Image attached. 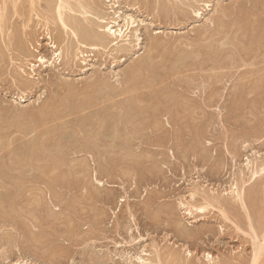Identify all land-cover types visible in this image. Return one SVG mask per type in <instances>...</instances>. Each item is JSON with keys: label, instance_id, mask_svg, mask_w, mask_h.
Instances as JSON below:
<instances>
[{"label": "rangeland", "instance_id": "obj_1", "mask_svg": "<svg viewBox=\"0 0 264 264\" xmlns=\"http://www.w3.org/2000/svg\"><path fill=\"white\" fill-rule=\"evenodd\" d=\"M3 1L0 0L3 4L0 5V30L6 27L0 31V176L7 182L0 183V199L5 200L1 205L4 215L0 214V264H161L162 259V264H264V253L255 260V248L264 242V226L262 229L258 225L259 215L264 210V85H260L264 82V0H186L185 4L184 0H98L101 1V14L105 15H100V19L92 12L86 16L85 10L65 12V19L75 14L77 18L89 17L83 19V23L102 32H105L102 25L115 18L124 24V17H133L135 23L130 25V34L136 38L140 35V40L130 36L132 42H125L127 46L122 43L126 48L123 51L113 45V35L108 36V41L111 38L108 46L107 40L106 44L93 41L97 46L90 41L81 44L80 35L77 38L71 32L72 26L70 30L71 27L62 25L56 7L51 15L44 0H8V4ZM71 2L77 5V0ZM29 5L36 7L31 11ZM89 19L94 20L92 26ZM237 21L234 26L232 23ZM237 25L250 28L248 33L254 32L246 33L248 39L241 37L244 34L236 31ZM256 25L258 27H254ZM220 31L227 34L221 35ZM256 32L263 37L262 46L256 42ZM154 37L158 38L155 39L158 50L150 41ZM254 49L260 50L257 56ZM216 53L220 57H217L218 62L213 59ZM141 59L157 66L154 70L158 73L161 71L160 83L155 88L161 90L158 95L163 96L165 104L163 108L154 109L153 104L145 101L137 108L139 112L133 111L134 116L127 111L128 117L126 110L123 112L116 105L128 102L129 94L123 92L133 89L135 82L126 73L129 74ZM220 65L228 67L223 69ZM125 81L126 86H123ZM139 91L131 92L129 99L134 93H144L143 96L148 97L146 89ZM108 92L115 95V99L110 101ZM124 98L126 100H122ZM112 102L116 104L112 106ZM108 106L118 108L119 112L106 108ZM79 108L82 111L87 108V111ZM52 110L59 116L53 118L56 114ZM116 114L121 120L126 118L113 134L106 129L116 125L112 119ZM92 119L95 121L88 124ZM103 121L104 128H99ZM85 123L88 128L84 127ZM98 130L109 134H103L107 142L98 140L101 139L99 135L102 136ZM50 138L52 140H48ZM99 142L103 145L99 146ZM91 147L98 153L99 150L107 151L104 154L111 165L105 163L107 168L102 167L103 159L98 153H92ZM36 152L39 155L34 156ZM96 160L98 163L101 160L100 166ZM254 166L261 170L257 175L253 173ZM243 178L245 181L241 180ZM234 180L239 184L244 182L247 198L252 187L259 185L260 190L257 188L254 196L256 200L249 199L250 204L246 203L250 205L249 210L232 192ZM5 183L9 185L5 187ZM208 194L216 198L221 194V203ZM26 209L31 215H27ZM12 212L18 214L14 216ZM11 220L16 223L14 226L10 225ZM253 223L257 225V229L254 226L256 233ZM140 257L149 261L143 262Z\"/></svg>", "mask_w": 264, "mask_h": 264}, {"label": "bare ground", "instance_id": "obj_2", "mask_svg": "<svg viewBox=\"0 0 264 264\" xmlns=\"http://www.w3.org/2000/svg\"><path fill=\"white\" fill-rule=\"evenodd\" d=\"M12 1H13V0H12ZM24 1H25V0H24ZM32 1H34V0H32ZM36 1H37V0H36ZM44 1L48 4V6H49L48 9H49L51 15H52V12H53L55 9L57 10L58 18H59V20L62 22V25H63L65 28H68V27H71V26L73 27V29H72V27L69 28V29H70V30L72 29L71 32L74 34V36H76L77 38L81 37V39H80V38L78 39L79 42H80V40H82V42H80L81 44H84L83 42H89V41H90V42L96 41V42L99 43V44H103V43H105L106 40H107V42H106L107 44H106V43H105V44H106V46H108V45H109L108 43H109V41H110V39H111V38H109V41H108V36H109V35H113V36L115 37V39H113V40H114V41H113V42H114L113 45H115V47H117V50H118V48H119V50L122 48L121 51H123V49L126 50V48H124V46L122 45V43L124 44L125 42H128L129 40H131V39H130V36H133V34H130V33L132 32V31H130V30H131V29H130V25L134 24V23H135V20L133 19V17H130V19H128V15H127L126 17H124V19H123V20L125 21L124 24L118 23V21L116 20L117 18H115V20H111V21H109L106 25H104V24L102 25V24H101L102 27H101V26H100V27H101V29L104 27L105 32H104V31L102 32V31H100V30H99V31H100V32H99V31H97L95 28H92V27H90V26H87L85 23H83V21L86 20L87 17H85V18H84V17L81 18V17L79 16L82 20L78 17V18L80 19V20H79V19L76 17V14H75V16H70V15H69V17H71L70 19H67L68 16H67L66 19H65V17H64V16H65V12L69 9L70 11H75L76 13L85 10V12H86V13H85L86 16H87V14H89V12H90V13L92 12V13H94V14H97V15H95V17H96V16H99V18H97V19H100V15H104V14H101L102 11L100 10V3H99V2H101V1H98V0H77V5H76V2H75V4H73V3L71 2V0H44ZM74 1H76V0H74ZM154 1H155V0H154ZM181 1H182V0H181ZM181 1H180V2H181ZM196 1H197V0H196ZM5 2L8 4V0H7V1H5V0L3 1L4 4H5ZM14 2H15V1H14ZM29 2H30V1H29ZM34 2H35V1H34ZM40 2H41V0H40ZM185 2H186V0H184V4H185ZM261 2H262V1H261ZM0 3H1V2H0ZM11 3H12V2H11ZM32 3H33V2H32ZM36 3L38 4V2H36ZM36 3H35V4H36ZM168 3H169V2H168ZM181 3H182V2H181ZM187 3H190V2H187ZM23 4H24V3H23ZM33 4H34V3H33ZM41 4H42V3H41ZM47 4H46V5H47ZM184 4H182V5H184ZM191 4H192V3H191ZM0 5H3V4H0ZM11 5H12V4H11ZM30 5H31V4H30ZM30 5H29V6H30ZM43 5H44V4H43ZM43 5H42V6H43ZM46 5H45V7H46ZM21 6H22V5H21ZM34 6L36 7V5H34ZM157 6H158V5H157ZM189 6H190V5H189ZM263 6H264V5H263ZM0 7H1V6H0ZM7 7H8V6H7ZM25 7H26V6H25ZM30 7H31V6H30ZM32 7H33V6H32ZM32 7H31V8H32ZM35 7H34V8H35ZM55 7H56V8H55ZM159 7H160V6H159ZM162 7H163V4H162ZM223 7H224V6H222V9L224 10ZM227 7H228V6H227ZM4 8H5V7H4ZM34 8H32L31 11H33ZM39 8H40V7H39ZM54 8H55V9H54ZM157 8H158V7H157ZM166 8L168 9V7H166ZM182 8H183V7H182ZM182 8H181V9H182ZM263 8H264V7H263ZM2 9H3V8H2ZM14 9H15V8H14ZM14 9H13V11L16 12V9H15V10H14ZM21 9H22V8H21ZM24 9H25V8H24ZM28 9H29V8H28ZM45 9H46V8H45ZM102 9H103V8H102ZM183 9H184V8H183ZM222 9H221V10H222ZM225 9H228V8H225ZM232 9H233V8H232ZM232 9H231V10H232ZM258 9H259V8H257V10H258ZM5 10H6V9H5ZM25 10H26V9H25ZM36 10L38 11V9H36ZM233 10H234V9H233ZM233 10H232V11H233ZM0 11H1V10H0ZM19 11H20V9H19ZM44 11H45V10H44ZM47 11H48V10H46L45 12H47ZM160 11H161V10H160ZM165 11H167V10H165ZM170 11H171V10H170ZM174 11H175V10H174ZM225 11H226V10H225ZM228 11H230V10H228ZM3 12H4V11H3ZM5 12H6V11H5ZM11 12H12V10H11ZM25 12H26V11H25ZM34 12H35V11H34ZM55 12H56V11H55ZM230 12H231V11H230ZM9 13H10V12H9ZM30 13H31V12H30ZM47 13H48V12H47ZM67 13H68V12H67ZM92 13H91V14H92ZM221 13H223V12H221ZM227 13H228V12H227ZM258 13H259V11H258ZM2 14H3V13H2ZM4 14H5V13H4ZM13 14H14V13H13ZM17 14H19V12H18ZM22 14H23V11H22ZM22 14H21V15H22ZM42 14H43V12H42ZM53 14H54V13H53ZM55 14H56V13H55ZM55 14H54L53 16H55ZM69 14H70V13H69ZM80 14H81V13H80ZM82 14H84V13L82 12ZM85 14H84V15H85ZM94 14H93V15H94ZM197 14H198V13H197ZM230 14H231V13H230ZM248 14H249V13H248ZM14 15H15V14H14ZM24 15H25V14H24ZM48 15H50V14H48ZM66 15H68V14H66ZM223 15H226V14L223 13ZM235 15H236V14H235ZM237 15H239V14H237ZM237 15H236V16H237ZM254 15H255V14H254ZM256 15H257V14H256ZM259 15H260V14H259ZM0 16H1V15H0ZM3 16H4V15H3ZM3 16H2V19L4 18ZM7 16H8V15H7ZM12 16H13V15H12ZM26 16H28V14H26ZM104 16H105V15H104ZM104 16H103V17H104ZM119 16H121V14H120ZM119 16H118V17H119ZM230 16H231V15H230ZM230 16H229V18H230ZM248 16H249V15H248ZM47 17H49V16H47ZM47 17H45V18L47 19ZM92 17H93V16H92ZM121 17H122V16H121ZM227 17H228V15H227ZM254 17H255V16H253V18H254ZM258 17H259V16H257V18H258ZM5 18H6V17H5ZM49 18H50V17H49ZM51 18H52V17H51ZM88 18H89V17H88ZM88 18H87V19H88ZM119 18H120V17H119ZM238 18L240 19V17H238ZM249 18H250V17H249ZM259 18H260V17H259ZM259 18H258V19H259ZM52 19H53V18H52ZM52 19H51V20H52ZM54 19H56V17H55ZM83 19H84V20H83ZM93 19H94V18H93ZM95 19H96V18H95ZM102 19H103V18H102ZM102 19H101V20H102ZM211 19H212V18H211ZM6 20H7V19H6ZM27 20H28V18H27ZM56 20H57V19H56ZM67 20H69V21H67ZM219 20H220V18H219ZM231 20H232V19H231ZM237 20H238V19H237ZM255 20H256V18H255ZM89 21L91 22L92 19H91V20L89 19ZM93 21H94V20H93ZM93 21L90 23L91 26H92V23L94 24ZM211 21H212V20H211ZM249 21H250V20H249ZM249 21L247 20V22H249ZM261 21H262V20H261ZM2 22H3V20H2ZM227 22H228V21H227ZM227 22H226V24H227ZM245 22H246V21H245ZM263 22H264V21H263ZM3 23H5V22H3ZM24 23H25V22H24ZM27 23H28V22H27ZM27 23H26V24H27ZM87 23H88V22H87ZM96 23H97V22H96ZM96 23H95V24H96ZM212 23H213V22H212ZM212 23H211V24H212ZM215 23L218 24V22H215ZM220 23H221V22H220ZM229 23H230V22H229ZM261 23H262V22H261ZM261 23H260V24H261ZM5 24H6V23H5ZM70 24H71V25H70ZM97 24H98V23H97ZM97 24H96V25H97ZM111 24H115V25H111ZM232 24L235 26V24H238V21H237V23L235 22V23H232ZM239 24H240V22H239ZM247 24H248V23H247ZM8 25H9V24H8ZM88 25H89V23H88ZM219 25H220V24H219ZM219 25H218V26H219ZM244 25H245V24H244ZM254 25H255V23H254ZM257 25H258V24H257ZM257 25L254 26V27H258ZM1 26H2V25H1ZM93 26H94V25H93ZM98 26H99V25H97L96 27H98ZM115 26H117V27H115ZM218 26H216V27H218ZM221 26H224V25L222 24ZM241 26H242V25H241ZM4 27H6V26H4ZM4 27H1V30L4 29ZM94 27H95V26H94ZM100 27H99V28H100ZM114 27H115V28H114ZM219 27H220V26H219ZM224 27H225V26H224ZM232 27H233V26H232ZM237 27H238V25H237ZM239 27H240V26H239ZM239 27L236 28V31H240V30H241L240 33L243 32V34H244V36L242 35L241 37H246V38L248 39V36H246V33H248V31H249L250 28L247 29V27H244V28H243V27H240V28H239ZM254 27H253L254 30H257V29H258V28H254ZM259 28H260V27H259ZM263 28H264V23H263ZM129 29H130V30H129ZM226 29H227V28H226ZM228 29H230L229 26H228ZM234 29H235V27H234ZM234 29H233V30H234ZM253 29H251V30L253 31ZM1 30H0V31H1ZM4 30H5V29H4ZM4 30H3V31H4ZM70 30H67V31H70ZM215 30H216V29H215ZM218 30H219V29H218ZM221 30H222V29H221ZM260 30H261V29H260ZM3 31H2V32H3ZM6 31H7V30H6ZM133 31H135V30H133ZM199 31H200V30H199ZM210 31H211V30H210ZM225 31H227V30H225ZM203 32H204V30H203ZM212 32H213V31H212ZM253 32H254V31H253ZM253 32H252V33L249 32V33H250V34H253ZM257 32H259V30H258ZM257 32H256V36H257ZM199 33H200V32H199ZM207 33H208V32H207ZM210 33H211V32H210ZM216 33H217V32H215V34H216ZM218 33H219V31H218ZM220 33H222V32L220 31ZM249 33H248V34H249ZM3 34H4V33H3ZM136 34H138V32H137ZM204 34H205V33H204ZM212 34L214 35V33H212ZM223 34H224V32H223L221 35H223ZM225 34H227V33H225ZM225 34H224V35H225ZM228 34H230V31H229ZM235 34H236V32H235ZM248 34H247V35H248ZM262 34H263V33H262ZM79 35H80V36H79ZM138 35H139V34H138ZM201 35H202V34H201ZM238 35H239V34H238ZM74 36H73V37H74ZM78 36H79V37H78ZM113 36H112V37H113ZM135 36H136V35H135ZM135 36H133V37H135ZM139 36H140V35H139ZM139 36H137L138 40H140V37H139ZM217 36H218V34H217ZM230 36H231V34H230ZM232 36H233V35H232ZM232 36H231V37H232ZM239 36H240V35H239ZM252 36H254V35H252ZM252 36H251V38H252ZM259 36H261V35H259ZM259 36H257L258 39L256 38V39H257L256 42H257L258 45H261V46H262V43H263V42H262V41H263V37L261 36L262 38H260ZM263 36H264V35H263ZM220 37H221V36H219L218 38H220ZM77 38H76V39H77ZM135 38H136V37H135ZM137 38H136V39H137ZM150 38H153V37H150ZM246 38H245V39H246ZM11 39H12V38H11ZM155 39H158V38H155V37H154V40H153V41L150 40V41H151V44H152V45H155V47H156L157 44H158V42L155 41ZM201 39H202V38H201ZM206 39H207V38H206ZM220 39H222V38H220ZM220 39H219V40H220ZM231 39L234 40L233 38H231ZM231 39H230V40H231ZM247 39H246V40H247ZM228 40H229V39H228ZM236 40H237V39H236ZM254 40H255V39H254ZM160 41H161V40H160ZM201 41H203V40H201ZM204 41H205V40H204ZM239 41H241V40H239ZM113 42H110V43L112 44ZM129 42H132V41H129ZM129 42H128V43H129ZM138 42H140V41H138ZM252 42H254V41H252ZM97 43H96V44H97ZM159 43H160V42H159ZM161 43H162V42H161ZM213 43H215V42H213ZM232 43H233V41H232ZM236 43H238V42H236ZM239 43H240V42H239ZM239 43H238V44H239ZM20 44H21V43H20ZM90 44H92V45H96L94 42H93V43H90ZM131 44H132V43H131ZM229 44H230V43H229ZM254 44H256V43H254ZM55 45H56V42L54 43V46H55ZM124 45H125V44H124ZM152 45L150 46V44H149V46L151 47L150 50L152 49ZM164 45H165V44H164ZM232 45H234V44H232ZM246 45H247V44H246ZM22 46H23V45H22ZM96 46H97V45H96ZM96 46H95V47H96ZM125 46H127V43H126ZM159 46H160V45H159ZM162 46H163V45H161V47H162ZM216 46H217V45H216ZM234 46H235V45H234ZM239 46H240V45H239ZM250 46H251V45H250ZM19 47H20V46H19ZM68 47H69V46H68ZM70 47H71V46H70ZM206 47H207V46H206ZM209 47H210V46H209ZM22 48H23V47H22ZM71 48H72V47H71ZM128 48H129V47H128ZM128 48H127V50H129ZM157 48H159V47H156L155 49L158 50ZM239 48H240V47H239ZM248 48H250V47H248ZM251 48H252V47H251ZM258 48H259V46H258ZM260 48H261V47H260ZM260 48H259V49H260ZM200 49H201V48H200ZM240 49H241V48H240ZM261 49H262V48H261ZM68 50H69V49H68ZM194 50H195V49H194ZM212 50H213V49H212ZM226 50H227V48H226ZM151 51H152V50H151ZM185 51H186V50H185ZM196 51H197V49H196ZM198 51H199V50H198ZM198 51H197V52H198ZM214 51H215V49H214ZM214 51H213V52H214ZM249 51H250V50H249ZM60 52H61V50H60ZM68 52H69V51H68ZM186 52H187V51H186ZM188 52H189V51H188ZM203 52H204V51H203ZM228 52H229V51H228ZM251 52H252V51H251ZM254 52H255V55H256L257 53L260 52V50H258V49H257V50L254 49L253 53H254ZM148 53H149V52H148ZM152 53H154V52H152ZM152 53H150V56H151ZM189 53H190V52H189ZM221 53H222V52H221ZM229 53H230V52H229ZM187 54H188V53H187ZM205 54H206V53H205ZM208 54H209V53H208ZM208 54H207V55H208ZM216 54H217V53H216ZM216 54H215V56H214L213 59H214L215 61L218 62L217 57H219V56H218L219 53L217 54V56H216ZM223 54H226V53H223ZM59 55H60V54H58V57H61V56H59ZM61 55H62V53H61ZM175 55H176V54H175ZM175 55H173V56H175ZM213 55H214V53L212 54V56H213ZM233 55H235V54H233ZM156 56H157V55H156ZM160 56H161V54H160ZM169 56H170V55H169ZM251 56H252V54H251ZM256 56H257V55H256ZM139 57H142V56H139ZM143 57H144V56H143ZM151 57H152V56H151ZM163 57H164V56H163ZM163 57H162V58H163ZM171 57H172V56H171ZM210 57H211V54H210ZM227 57H230V56H227ZM262 57H263V56H262ZM56 58H57V57H56ZM152 58H155V57H152ZM152 58H151V59H152ZM219 58H220V57H219ZM225 58H226V57H225ZM250 58H251V57H250ZM54 59H55V58H54ZM165 59H166V58H165ZM180 59H181V58H180ZM207 59H211V58L208 57ZM223 59H224V58H223ZM234 59H235V57H234ZM234 59H233V60H234ZM248 59H249V58H248ZM138 60H139V59H138ZM172 60H173V59H172ZM176 60H177V59H176ZM201 60H204V59L201 58ZM233 60H232V61H233ZM249 60H250V59H249ZM155 61H156V59H155ZM157 61H158V60H157ZM165 61H166V60H165ZM167 61H168V60H167ZM177 61H178V60H177ZM209 61H210V60H209ZM212 61H213V60H212ZM232 61H231V62H232ZM243 61H244V60H243ZM247 61H248V60H247ZM247 61H246V62H247ZM258 61H259V60H258ZM133 62H135V61H133ZM133 62H132V63H133ZM217 62H216V63H217ZM256 62H257V60H256ZM256 62H255V63H256ZM132 63H131V64H132ZM151 63H152V62H151ZM151 63H147L146 60L141 59L138 63H137V61H136V65L133 67V69H131L132 67H130V65H129V67H130L129 69H131V71L127 69L128 71H130V73H129V72H128L129 74L126 73V76L128 75V76L130 77V79H131L132 81H134L135 83L132 85L133 89H132L131 87H130L131 89H128V88H127V90L125 89V91L123 92V94H129V95H130L131 92L133 93L134 91L136 92V91H139V90H140V91H139V93H140V92H141V89H142V91H143V89H146V90H147V94L145 93V95L148 96V97H147V98L144 97V96H143L144 93H143V94H141V93H140V94H138V93L135 94V93H134V96L132 95L133 97H131V99H129V95H128V98H127V99H128V102H124V103L121 102V103H119V105H120L121 107H123V108H121L120 106L116 105L117 107H119V110H120V109H122V111H123V109L126 110V111H125V116L127 115V114H126L127 111H128L127 113L130 114V115H133V114L135 113V112H133L134 110H136L137 112H139L140 110L138 111L137 108H141L142 103L145 102V101H147L148 104H149V103H150L151 105L153 104L152 106H153V107H156V108H154V109H157L158 107L160 108V107H162V106L165 104V102H164V100H163V98H162L163 96H159V95H158V94H159L158 91H161V90H158V91H157L156 88H155L156 85H157L158 83H160V78H161V76H162L161 71H160V73H158L156 70H154V68H156L157 66H155V65L153 66ZM194 63H195V62H194ZM203 63H204V62H203ZM214 63H215V62L213 61V64H214ZM219 63H220V59H219ZM219 63H217V64L219 65ZM263 63H264V62H263ZM153 64H154V63H153ZM156 64H157V63H156ZM161 64H162V63H161ZM180 64H181V63H180ZM180 64H178V65L180 66ZM200 64H202V63H200ZM205 64H206V63H205ZM210 64H212V63H210ZM220 64H221V63H220ZM226 64H227V63H226ZM241 64H242V63H241ZM241 64H240V65H241ZM257 64H259V63H257ZM260 64H262V63H260ZM260 64H259V65H260ZM159 65H160V64H158V67H159ZM171 65H172V64H171ZM171 65H169V66H171ZM214 65H216V64H214ZM227 65H228V64H227ZM227 65H226V66H227ZM259 65H258L257 67H260ZM161 66H164V65H161ZM166 66H167V65H165V67H166ZM174 66H175V65H174ZM183 66H184V65H183ZM202 66H203V65H202ZM204 66H205V65H204ZM207 66H209V64H208ZM207 66H206V67H207ZM212 66H213V65H211V67H212ZM220 66H221V65H220ZM220 66H219V67H220ZM226 66L223 65V67L221 66V68L224 69V67L226 68ZM254 66H255V65H254ZM263 66H264V65H263ZM263 66H262V67H263ZM181 67H182V66H181ZM206 67H205V69H206ZM209 67H210V66H209ZM216 67H217V65H216ZM227 67H228V66H227ZM239 67H240V66H239ZM243 67H244V66H243ZM175 68H179V67H175ZM202 68H204V67H202ZM221 68H219V69H221ZM156 69H158V68H156ZM170 69H171V68H170ZM184 69H185V68H184ZM192 69H193V68H192ZM205 69H204V70H205ZM212 69H213V68H212ZM216 69H217V68H215V70H216ZM253 69H254V68H253ZM259 69H260V68H259ZM161 70H163V69H161ZM172 70H173V69H171V72H172ZM177 70H178V69H177ZM209 70H210V69H209ZM213 70H214V69H213ZM217 70H218V69H217ZM255 70H256V68H255ZM262 70H263V69H262ZM166 71H167V69H165V73H166ZM179 71H182L181 68H180ZM248 71H249V70H248ZM248 71H247V72H248ZM258 71H259V70H258ZM125 72H126V71H125ZM162 72H163V71H162ZM168 72H169V71H168ZM173 72H174V71H173ZM263 72H264V70H263ZM163 73H164V72H163ZM180 73H181V72H180ZM245 73H246V72H245ZM175 74H176V73H175ZM169 75H170V74H169ZM171 75H174V74H171ZM261 75H262V74H261ZM165 76H166V75H165ZM172 77H173V76H172ZM172 77L169 76V78H172ZM169 78H168V79H169ZM125 79H126V77H125ZM127 79H128V78H127ZM162 79H165V77L162 78ZM260 80L263 81L264 78H263V80H262V79H260ZM97 81H98V79H97ZM99 81H100V80H99ZM123 81H124V80H123ZM162 81L164 82V80H162ZM166 81H167V80H166ZM95 82H96V81H95ZM255 82H257V81H255ZM120 83H121V87L126 86V81H125V85H123V86H122V82H120ZM123 83H124V82H123ZM127 83H129V79H128V82H127ZM258 83H259V82H258ZM263 83H264V82H262V83L260 82V85H261V84L264 85ZM162 84H163V83H162ZM254 84H255V83H254ZM93 85H94V84H93ZM128 85H129V84H128ZM238 85H239V84H238ZM242 85H243V83H242ZM96 86H97V83H96ZM116 86H117V85H116ZM118 86H119V85H118ZM160 86H162V85H160ZM240 86H241V85H240ZM245 87H246V86H245ZM256 87H258V85H257ZM256 87H255V89H256ZM262 87H263V86H261V88H262ZM87 88H90V87H87ZM93 88H94V87H93ZM95 88H96V87H95ZM114 88H116V87H114ZM123 88H124V87H123ZM251 88H252V87H251ZM259 88H260V86H259ZM259 88H258V90H259ZM62 89H63V87H62ZM96 89H97V88H96ZM119 89H120V87H119ZM158 89H159V88H158ZM84 90H85V89H84ZM238 90H239V89H238ZM241 90H242V89H241ZM253 90H254V89H253ZM256 90H257V89H256ZM72 91H73V89H72ZM88 91H89V90H88ZM91 91H92V90H91ZM91 91H90V92H91ZM93 91H94V90H93ZM261 91H262V90H261ZM94 92H95V91H94ZM94 92H93V93H94ZM101 92H102V91H101ZM106 92H107V91H106ZM116 92H117V91H116ZM143 92H144V91H143ZM164 92H165V91H163V93H164ZM250 92H251V90H250ZM252 92H253V91H252ZM254 92H255V91H254ZM62 93H63V92H62ZM73 93H74V92H73ZM108 93H110V92H108ZM161 93H162V92H161ZM167 93H168V92H167ZM236 93H237V92H236ZM244 93H245V92H244ZM101 94H102V93H101ZM110 94H111V93H110ZM123 94H122V95H123ZM248 94H249V92H248ZM82 95H83V93H82ZM97 95H98V93H97ZM104 95H106V94H104ZM107 95H108V94H107ZM118 95H119V94H118ZM241 95H242V93H241ZM246 95H247V94H246ZM79 96H80V94H79ZM130 96H131V95H130ZM22 97H23V96H22ZM73 97H74V96H73ZM84 97H85V96H84ZM102 97H103V96H102ZM104 97H106V96H104ZM107 97H108L109 100H110V99H111V100H112V99H115V95H112V94H111V95H108ZM116 97H117V96H116ZM124 97H125V96H124ZM126 97H127V95H126ZM178 97H179V95H178ZM86 98H87V97H86ZM93 98H94V97H93ZM95 98L97 99V97H95ZM100 98H101V96H100ZM263 98H264V97H263ZM64 99H65V98H64ZM64 99H63V100H64ZM73 99H74V98H73ZM101 99L103 100V98H101ZM101 99H100V100H101ZM120 99H121V98H120ZM181 99H182V98H181ZM63 100H62V101H63ZM93 100H94V99H93ZM97 100H98V99H97ZM100 100H98V101H100ZM104 100H105V99H104ZM106 100H107V99H106ZM106 100H105V101H106ZM111 100H110V101H111ZM122 100H126V99L124 98V99H122ZM122 100H121V101H122ZM129 100H130V101H129ZM172 100H173V99H172ZM172 100H170V101H172ZM54 101H56V100H54ZM59 101H60V100H59ZM72 101H73V100H72ZM165 101H166V100H165ZM168 101H169V100H168ZM174 101H175V100H174ZM85 102H86V101H85ZM88 102H89V101H88ZM116 102H117V99H116ZM180 102H182V101H180ZM183 102H184V101H183ZM57 103H58V102H57ZM63 103H64V102H63ZM63 103H61V104H63ZM90 103H91V100H90ZM96 103H97V102H96ZM102 103H105V102H102ZM109 103H110V102H109ZM109 103H108V104H109ZM173 103H174V102H173ZM51 104H52V103H51ZM65 104H67V103H65ZM77 104H78V103H77ZM85 104H86V103H85ZM94 104H95V103H94ZM98 104H100V102H98ZM106 104H107V102H106ZM110 104H111V103H110ZM112 104H113V102H112ZM115 104H116V103L114 102V104H113L112 106H114ZM143 104H144V103H143ZM181 104H182V103H181ZM59 105H60V104H59ZM72 105H74V104H72ZM100 105H101V104H100ZM100 105H98V106H100ZM51 106L53 107V105H51ZM55 106H56V105H55ZM83 106H84V104H83ZM101 106H102V105H101ZM152 106H151V108H153ZM171 106H172V105H171ZM176 106H177V105H176ZM178 106H180V105H178ZM57 107H59V106L57 105ZM60 107H62V106H60ZM65 107H66V106H65ZM110 107H111V106H110ZM110 107L108 106V107H106V108H110ZM149 107H150V105H149L147 108H149ZM164 107H166V106H164ZM173 107H174V105H173ZM189 107H190V106H189ZM53 108H55V107H53ZM91 108H92V107H91ZM103 108H105V107H103ZM111 108H114V107H111ZM111 108H110V109H111ZM142 108H143V107H142ZM162 108H163V107H162ZM166 108H167V107H166ZM57 109H58V108H57ZM57 109H56V111H57ZM59 109H61V108H59ZM63 109H64V107H63ZM65 109H66V111H67V109H69V108H65ZM79 109H80V108H79ZM85 109H86V111H87V108H84V110H85ZM110 109H109V110H110ZM114 109H116V111H118V108H114ZM154 109H153V110H154ZM168 109H169V108H168ZM170 109H171V108H170ZM182 109H183V108H182ZM184 109H186V108H184ZM184 109H183V110H184ZM190 109H191V107H190ZM49 110H50V109H49ZM80 110H81V109H80ZM84 110H83V111H84ZM107 110H108V109H107ZM144 110H145V109H144ZM144 110H142V111H144ZM146 110H147V109H146ZM161 110H162V109H161ZM173 110H174V109H173ZM186 110H187V109H186ZM45 111H46V110H45ZM60 111H62V109H61ZM68 111H69V110H68ZM81 111H82V110H81ZM83 111H82V112H83ZM110 111H113V109L110 110ZM147 111H150V112H151V110H147ZM156 111H157V110H156ZM158 111L160 112V110H158ZM163 111H164V109H163ZM176 111H177V110H176ZM176 111H175V112H176ZM178 111H180V110H178ZM35 112H36V111H35ZM38 112H39V111H38ZM52 112H53L54 114H56V115H54V116L52 115L53 118L56 117V116H59V113L54 112L53 110H52ZM52 112H51V113H52ZM58 112H59V110H58ZM64 112H65V111H64ZM77 112H78V111H77ZM89 112H90V111H89ZM89 112H88V113H89ZM118 112H119V111H118ZM123 112H124V111H123ZM123 112H122V113H123ZM165 112L169 113L170 111H169V110H166ZM171 112H173V111H171ZM26 113H28V112H26ZM26 113H25V115H28V114H26ZM85 113H86V112H85ZM91 113H92V112H91ZM98 113H99V112H98ZM109 113H110V112H109ZM112 113H113V112H112ZM122 113H121V114H122ZM141 113H143V112H141ZM141 113H140V115H141ZM148 113H149V112H148ZM148 113H147V114H148ZM151 113H152V112H151ZM29 114H30V113H29ZM42 114H43V113H42ZM48 114H49V113H48ZM60 114H62V113H60ZM63 114H64V113H63ZM65 114H66V113H65ZM74 114H75V112H74ZM137 114H138V113H137ZM143 114H144V113H143ZM170 114H171V113H170ZM181 114H183V113H181ZM46 115H47V114H46ZM50 115H51V114H50ZM50 115H48V116H50ZM100 115H101V114H100ZM110 115H111V114H110ZM110 115H109V116H110ZM123 115H124V114H123ZM123 115H122V116H123ZM135 115H136V114H135ZM40 116H41V115H40ZM48 116H47V118H48ZM52 116H50V117H52ZM80 116H81V114H80ZM101 116H102V115H101ZM101 116H99V117H101ZM104 116H106V115H104ZM104 116H103V117H104ZM127 116L129 117V115H127ZM133 116H134V115H133ZM137 116H138V115H137ZM137 116H135V117H137ZM148 116H149V115H148ZM42 117H43V116H42ZM44 117H45V116H44ZM44 117H43V119H44ZM61 117H62V116H61ZM63 117H64V116H63ZM63 117H62V118H63ZM94 117H95V115H94ZM94 117H93V118H94ZM96 117H97V115H96ZM111 117H113V116H111ZM111 117H110V118H111ZM130 117H131V116H130ZM135 117H134V118H135ZM140 117H141V116H140ZM59 118H60V117H59ZM62 118H61V119H62ZM125 118H126V117H125ZM125 118H122V120H121L120 115H117V114H116V116H114V117L112 118V119L115 121V123H116V125H114L115 127L112 126V127H114V128H112V127L107 128L106 131H107V132H111V133H113V134H116V132H117L116 128L120 126V125L118 126V124H120L122 121H124ZM45 119H46V117H45ZM80 119H81V118H80ZM85 119H88V118H85ZM85 119H84V120H85ZM96 119H97V118H96ZM98 119H99V118H98ZM105 119H106V118H105ZM53 120H54V119H53ZM65 120H66V119H65ZM67 120H68V119H67ZM71 120H72V119H71ZM74 120H75V119H74ZM93 120H94V119H92L88 124H90L91 122H93ZM131 120H132V119H131ZM88 121H89V120H88ZM94 121H95V120H94ZM172 121H173V120H172ZM44 122H46V121H44ZM48 122H49V121H48ZM79 122H80V121H79ZM86 122H87V121H86ZM127 122H129V121L127 120ZM130 122H131V121H130ZM133 122H134V119H133ZM24 123H25V122H24ZM77 123H78V122H77ZM96 123H97V122H96ZM124 123H125V122H124ZM82 124H84V123H82ZM88 124H87V125H88ZM91 124H92V123H91ZM99 124H100V123H99ZM99 124H98V125H99ZM104 124H105V121H103V123L100 124L101 126H100V127L98 126V127H99V128H104ZM127 124H128V123H127ZM172 124H173V123H172ZM80 125H81V124H80ZM87 125H86V123H85L84 127H85V128H88L89 125H88V126H87ZM159 125H160V124H159ZM19 126H20V125H19ZM82 126H83V125H82ZM90 126H91V125H90ZM107 126H108V125H107ZM128 126H129V125H128ZM130 126H131V124H130ZM139 126H140V125H139ZM173 126H174V125H173ZM17 127H18V126H17ZM23 127H25V126H23ZM23 127H18V128H23ZM26 127H27V126H26ZM77 127H78V125H77ZM84 127H83V128H84ZM120 127H121V126H120ZM122 127L125 128V126H123V125H122ZM6 128H8V127H6ZM55 128H56V127H55ZM61 128H62V127H61ZM81 128H82V127H81ZM92 128H94V126H93ZM126 128H128V127H126ZM130 128L133 129V127H130ZM74 129H75V128H74ZM117 129H119V128H117ZM120 129H121V128H120ZM21 130H22V129H21ZM21 130H20V131H21ZM58 130H59V129H58ZM94 130H95V128H94ZM121 130H122V129H121ZM22 131H23V130H22ZM61 131H62V130H61ZM98 131H100V130H98ZM106 131L103 132V133H102V131H100L101 134H102V136L99 135V137H100L101 139H98V140H100V142H102V143H103L104 141L107 142V139H104V136H103V134H104V135H105V134H108ZM133 131H134V130H133ZM137 131H138V130H137ZM118 132H120V130H118ZM134 132H135V131H134ZM62 133H63V132H62ZM48 134H49V133H48ZM56 134H58V133H56ZM74 134H75V133H74ZM92 134H93V133H91V136H92ZM99 134H100V133H99ZM117 134H118V133H117ZM59 135H60V134H59ZM84 135H85V134H84ZM96 135H97V134H96ZM108 135H109V134H108ZM119 135H121V134H119ZM123 135H124V134H123ZM81 136H83V135H81ZM91 136H90V137H91ZM47 137H48V136H47ZM47 137H46V138H47ZM57 137H58V136H57ZM94 137H95V136H94ZM94 137H93V138H94ZM111 137H113V139H117V138H114L113 135H111ZM111 137H109V138H111ZM74 138H75V137H74ZM79 138H80V137H79ZM86 138H87V137H86ZM91 138H92V137H91ZM91 138H90V140H91ZM105 138H107V137H105ZM109 138H108V139H109ZM87 139H88V138H87ZM95 139H97V138H95ZM42 140H43V139H42ZM48 140H52V139L50 138V139H48ZM78 140H80V139H78ZM110 140H112V139H110ZM117 140H118V139H117ZM120 140H121V139H120ZM44 141H45V140H44ZM56 141H57V138H56ZM60 141H61V140H60ZM63 141H64V140H63ZM74 141L76 142V140H74ZM94 141H95V140H94ZM58 142H59V141H58ZM66 142H67V141H66ZM80 142H81V141H80ZM80 142H79V143H80ZM87 142H89V141H87ZM91 142H92V141H91ZM100 142H99V143H100ZM108 142H109V141H108ZM110 142H111V141H110ZM110 142H109V143H110ZM115 142H116V141H115ZM117 142H118V141H117ZM43 143H44V142H43ZM51 143H52V142H51ZM71 143H72V142H71ZM102 143H100L101 145L99 144V146H102V145H103ZM109 143H108V144H109ZM113 143H114V142H113ZM124 143H125V142H124ZM34 144H35V143H34ZM36 144H37V143H36ZM49 144H50V143H49ZM66 144H67V143H66ZM66 144H65V145H66ZM86 144H87V143H86ZM96 144H97V143H96ZM96 144H95V146H96ZM104 144L106 145V143H104ZM110 144H111V143H110ZM42 145H43V144H42ZM42 145H41V146H42ZM51 145H52V144H51ZM59 145H60V144H59ZM117 145H118V144H117ZM31 146H32V145H31ZM35 146H36V145H35ZM37 146H38V144H37ZM45 146H46V145H45ZM86 146H87V145H86ZM91 146H92V145H91ZM109 146H110V145H109ZM42 147H43V146H42ZM51 147H52V146H51ZM55 147H57V146H55ZM60 147H61V146H60ZM74 147H75V146H74ZM76 147H77V146H76ZM81 147H82V145H81ZM84 147H85V145H84ZM110 147H114V145H112V146H110ZM115 147H117V146H115ZM39 148H40V146H39ZM45 148H47V147H45ZM63 148H64V146H63ZM78 148H80V147H78ZM82 148H83V147H82ZM85 148H86V147H85ZM89 148H90V147H88V151H89ZM91 148H92V147H91ZM95 148H96V147H95ZM99 148H100V147H98V148H96V149H99ZM29 149H30V148H29ZM43 149H44V148H43ZM75 149H76V148H75ZM39 150H40V149H39ZM41 150H42V149H41ZM41 150H40V151H41ZM77 150H78V149H77ZM79 150H80V149H79ZM84 150H85V149H84ZM92 150H93L92 153L96 152L93 148H92ZM103 150H105V149L103 148ZM106 150H107V149H106ZM16 151H17V149H16ZM47 151H48V150H47ZM53 151H54V150H53ZM56 151H57V150H56ZM59 151H60V150H59ZM86 151H87V150H86ZM31 152H32V151H31ZM33 152H34V151H33ZM54 152H55V151H54ZM54 152H53V153H54ZM75 152H76V151H75ZM75 152H74V153H75ZM78 152H80V151H78ZM104 152L107 153V151H104ZM104 152H102L101 150H99V153L96 152V154L98 153L99 157H100L101 159H103V161L100 160L101 163H102L101 165H102V167H104V168L106 169L107 166L105 167L104 164L107 163V160H106V159H108V158H106ZM109 152H110V151H109ZM41 153H43V152H41ZM57 153H58V152H57ZM59 153H61V152H59ZM80 153H81V152H80ZM82 153H83V151H82ZM84 153H86V152H84ZM90 153H91V149H90ZM92 153H91V154H92ZM114 153H115V152H114ZM114 153H113L112 155H114ZM16 154H17V153H16ZM36 154H38V153L36 152L35 155H34V153H33L34 156H36ZM65 154H66V153H65ZM75 154H76V153H75ZM78 154H79V153H78ZM86 154L88 155L89 153L87 152ZM30 155H31V154H30ZM38 155H39V154H38ZM44 155H45V154H44ZM44 155H43V156H44ZM63 155H64V154H63ZM63 155H62V156H63ZM108 155H109V154H108ZM119 155H120V154H119ZM62 156H61V157H62ZM91 156H93V154H92ZM94 156H95V154H94ZM115 156H116V155H115ZM37 157H38V156H37ZM45 157H46V156H45ZM65 157H66V156H65ZM99 157H98V158H99ZM111 157H112V156H111ZM111 157H110V158H111ZM21 158H22V155H21ZM35 158H36V157H35ZM35 158H33V159H35ZM46 158H47V157H46ZM55 158H56V157H55ZM59 158H60V157H59ZM100 158H99V159H100ZM119 158H120V156H119ZM48 159H49V157H48ZM60 159H61V158H60ZM60 159H59V160H60ZM94 159H95V158H94ZM96 159H97V156H96ZM115 159H117V158H115ZM115 159H114V160H115ZM26 160H27V159H26ZM29 160H30V159H29ZM49 160H50V159H49ZM66 160H67V158H66ZM92 160H93V157H92ZM108 160L110 161V159H108ZM62 161H63V160H62ZM64 161H65V160H64ZM71 161H72V160H71ZM96 161H97V163H98V160H96ZM100 161H99V163H98L99 166H100ZM111 161H112V160H111ZM44 162H45V161H43L42 163H44ZM47 162H49V161H47ZM52 162H53V160H52ZM52 162H51V163H52ZM79 162H80V161H79ZM250 162H251V161H250ZM17 163H18V162H17ZM25 163H26V161H25ZM45 163H46V162H45ZM55 163H56V161H55ZM59 163H60V162H59ZM64 163H66V162H64ZM64 163H63V164H64ZM82 163H84V162H82ZM95 163H96V162H95ZM248 163H249V162H248ZM253 163H254V162H253ZM253 163L251 164V166L253 165ZM49 164H50V163H49ZM77 164H78V163H77ZM107 164H110V165H111V162H110V163L108 162ZM256 164H257V162H256ZM18 165H19V164H18ZM20 165H21V164H20ZM44 165H46V164H44ZM67 165H68V164H67ZM112 165H113V164H112ZM247 165H248V164H247ZM249 165H250V164H249ZM254 165H255V164H254ZM257 165H258L259 167L262 166V164H261V166H260V163L257 164ZM86 166H87V165H86ZM251 166H249V167L251 168ZM40 167H41V166H40ZM47 167H48V165H47ZM110 167H111V166H110ZM249 167H248V168H249ZM254 167H255V166H254ZM254 167H253V168H254ZM9 168H10V167H9ZM24 168H25V167H24ZM44 168H45V167H44ZM68 168H69V167H68ZM73 168H74V166H73ZM77 168H78V167H77ZM83 168H84V167H83ZM39 169H40V168H39ZM66 169H67V168H66ZM66 169H65V170H66ZM69 169H71V167H70ZM90 169H91V168H90ZM90 169H88V171H89ZM263 169H264V165H263L262 170H263ZM5 170H6V169H5ZM14 170H16V169H14ZM42 170H43V168H42ZM76 170H77V169H76ZM81 170H82V169H80L79 171L81 172ZM85 170H86V169H85ZM85 170H83V171H85ZM108 170H109V169H108ZM250 170H251V169H250ZM258 170H260V168L258 169V167H255V168H254V171L252 170L253 173H254V175H255V174L257 175V173L259 172ZM6 171H7V170H6ZM44 171H45V170H44ZM73 171H74V170H73ZM79 171H77V172H79ZM83 171H82V172H83ZM98 171H99V170H98ZM102 171H104V170L102 169ZM260 171H261V170H260ZM45 172H46V171H45ZM89 172H92V170L89 171ZM242 172H243V170H242ZM2 173H3V172H2ZM6 173H7V172H6ZM66 173H67V171H66ZM68 173H69V172H68ZM72 173H73V172H72ZM85 173H86V172H85ZM99 173H100V171H99ZM102 173H103V172H102ZM102 173H101V174H102ZM105 173H106V172H105ZM105 173H104V174H105ZM0 174H1V173H0ZM64 174H65V172H64ZM76 174H77V173H76ZM101 174H100V175H101ZM108 174H109V173H108ZM241 174H242V173H241ZM1 175H2V174H1ZM15 175H17V174H15ZM18 175L20 176L21 174H18ZM18 175H17V176H18ZM45 175H46V174H45ZM45 175L43 174V176H45ZM65 175H66V174H65ZM82 175H83V174H82ZM90 175H91V174H90ZM4 176H5V175H4ZM11 176H12V175H11ZM51 176H52V174H51ZM55 176H57V175H55ZM63 176H64V175H63ZM67 176H68V174H67ZM240 176H241V175H240ZM243 176H244V175H243ZM243 176H242V177H243ZM6 177H7V176H6ZM6 177H5V178H6ZM8 177H9V175H8ZM15 177H16V176H15ZM21 177H22V176H21ZM69 177H70V176H69ZM252 177H253V175H252ZM10 178H12V177H10ZM45 178H47V176H46ZM57 178L59 179V178H61V177H57ZM57 178H56V179H57ZM66 178H67V177H66ZM71 178H73V177H71ZM0 179L2 180V182H1V180H0V183H1V184L7 180V179L5 180V179H4L3 177H1V176H0ZM13 179H14V177H13ZM16 179H17V177H16ZM18 179L20 180L19 177H18ZM23 179H25V178H23ZM58 179H57V180H58ZM3 180H4V181H3ZM11 180H12V179H11ZM36 180H38V179H36ZM241 180H244V178L241 179ZM12 181H13V180H12ZM66 181H67V179H66ZM234 181H235V180H234ZM244 181H245V180H244ZM6 182H7V181H6ZM59 182H60V181H59ZM59 182H57V183H59ZM100 182H101V181H100ZM241 182H242V181H241ZM6 184L9 185V183H5V187H6ZM59 184H60V183H59ZM62 184H63V183H62ZM234 184H235V185H234ZM233 185L235 186V188H233V190H232V188H231V190H232V192H234L235 196L238 197L239 200H241L242 203H244V204H246V203H247V204H250V203H248L249 199H253V200H254V198H255V200H256L257 196H256V197H254V196H255V194H256V190H257V188H258L259 185H258L257 187H252V190L249 189V191L251 190V191H250V194L248 195L249 198H247L246 193L244 192V191H245V188H244V185H245V184H244V182H242V184H239V182H236V181H235V183H233ZM233 185H232V186H233ZM0 186H1V185H0ZM11 186H12V185H11ZM1 187H2V186H1ZM3 187H4V186H3ZM5 187H4V188H5ZM250 188H251V187H250ZM7 189H8V188H7ZM258 189L260 190V188H258ZM2 190H3V189H2ZM14 190H15V189H14ZM12 191H13V190H12ZM90 191H92V190H90ZM93 191H94V190H93ZM0 192H1V191H0ZM246 192H247V191H246ZM206 193H207V192H206ZM208 193H209V192H208ZM210 193H211V192H210ZM213 193H214V192H213ZM247 193H249V192H247ZM204 194H205V193H204ZM244 194H245V196H244ZM92 195H93V194H92ZM206 195H207V194H206ZM208 195H209V194H208ZM215 195H216V193H215ZM215 195H213V196L209 195V196L212 197V198H216V197H214ZM217 195H218V197H217V198H218V201H217V202H220L221 199L219 200V197L221 198V196H220L221 194H220V195L217 194ZM14 196H15V195H14ZM14 196H12V197H14ZM94 196H95V195H94ZM231 196H232V194H231ZM15 197H16V196H15ZM232 197H233V196H232ZM236 197H234V198H236ZM0 198H1V197H0ZM16 198H17V197H16ZM217 198H216V199H217ZM11 199H12V198H11ZM13 199H14V198H13ZM222 199H223V198H222ZM236 199H237V198H236ZM260 199H261V198H260ZM205 200H206V199H205ZM208 200H209V199H208ZM212 200H213V199H212ZM237 200H238V199H237ZM3 201H4V202H3ZM13 201H14V200H13ZM250 201H251V200H250ZM250 201H249V202H250ZM261 201H262V200H261ZM9 202H10V201H8V203H9ZM14 202H15V201H14ZM206 202H208V201L206 200ZM223 202H224V201H223ZM241 202H240V203H241ZM252 202L254 203V201H252ZM257 202H258V200H257ZM257 202H256V203H257ZM263 202H264V201H262V204H263ZM4 203H5V200L0 199V214H2L1 216H3V215H4V212H5V211H4L5 209L1 206V205H3ZM208 203H210V202H208ZM208 203H207V204H208ZM220 203H221V202H220ZM9 204H10V203H9ZM9 204H8V206L11 205V204H10V205H9ZM14 204H16V203H13V205H14ZM230 204L232 205V203H229L228 205H230ZM244 204H243V205H244ZM247 204H246L245 207H246V209L248 208V210H249V207H248V206H250V205L247 206ZM254 204H255V203H254ZM259 204H260V202H259ZM16 205H17V204H16ZM231 205H230V206H231ZM243 205H242V206H243ZM19 206H21V205H19ZM19 206H17V207H19ZM263 206H264V205H262V208H263ZM22 207H23V206H22ZM22 207H19V208H22ZM232 207H234V206H232ZM245 207H244V208H245ZM260 207H261V206H260ZM8 208H9V207H8ZM15 208H16V207H15ZM24 208H25V206H24ZM24 208H23V209H24ZM262 208H261V209L258 208V210L261 211ZM12 209H13V207H12ZM12 209H11V210L9 209V210L12 211ZM23 209H22V210H23ZM251 209H252V208H251ZM254 209H255V208H254ZM17 210H18V209H17ZM258 210H257V212H259ZM13 211L15 212L14 209H13ZM25 211H27V209H26ZM234 211H235V210H234ZM263 211H264V210H262V214H261L262 217H261V215H259V216H260V217H259L260 219H259L258 217H256L257 215H256V216H253V218L256 217V218L259 219L260 223H259L258 221H256L257 219H256V220L253 219V221H256L257 223H259V224H258V225H260L259 227L264 226V220H263V218H264V217H263V216H264V215H263L264 212H263ZM6 212H8V210H6ZM16 212H17V211H16ZM16 212H15V213H16ZM19 212H20V210H19ZM21 212H22V211H21ZM50 212H51V210H50ZM247 212H248V211H247ZM257 212H256V213H257ZM8 213H10V212H8ZM8 213H7L6 215L9 216ZM27 213H28V211H27ZM245 213H246V211H245ZM256 213H255V214H256ZM12 214H13V212H12ZM17 214H18V213H17ZM17 214H15V215H17ZM257 214H258V213H257ZM13 215H14V214H13ZM15 215H14V216H15ZM25 215H26V214H25ZM27 215H31V214L28 213ZM247 215H248V213H247ZM249 215H250V211H249ZM8 216H7V217H8ZM10 216H11V219H14V218H12V215H10ZM10 216H9V218H10ZM18 216H19V215H18ZM18 216H17V217H18ZM21 216H22V215H21ZM5 217H6V216H5ZM7 217H6V218H7ZM22 217H24V215H23ZM22 217H21V219H22ZM26 217H27V216H25V218H26ZM19 218H20V217H19ZM27 219L29 220L30 218L27 217ZM250 219L252 220V218H250V216H249V220H250ZM0 220H1V219H0ZM16 220H18V219H16ZM16 220H15V222H17ZM22 220H23V219H22ZM31 221H32V220H31ZM13 222H14V221H13ZM33 222H34V221H33ZM24 223H26V222H24ZM250 223L252 224V222H250ZM254 223H255V222H254ZM254 223H253L252 228H253V230H254V232H255V230L257 229V227H256L257 225L255 226ZM14 224H16V223H14ZM14 224L12 223V220H11V224H10V225H13V226H14ZM20 224H21V223H20ZM20 224H19V225H20ZM22 224H23V223H22ZM23 225H24V224H23ZM26 225H27V223H26ZM33 225H34V224H33ZM254 226L256 227V229L254 228ZM22 227H23V226H22ZM28 228H29V225H28ZM30 228H31V227H30ZM25 229H26V228H25ZM259 229H260V228H259ZM262 229H263V227H262ZM262 229H260V230H262ZM27 230H28V229H27ZM27 230H26V231H27ZM256 231H257V230H256ZM263 231H264V230H263ZM255 233H256V232H255ZM28 234H29V233H28ZM39 234H40V233H39ZM35 235L37 236L36 233H35ZM30 236L32 237V235H30ZM39 236H40V235H39ZM257 237H258V236H257ZM32 238H33V237H32ZM35 239H36V237H35ZM39 240H40V239H39ZM41 240H42V239H41ZM41 240H40V242H41ZM37 241H38V240H37ZM38 242H39V241H38ZM255 249H256V250H255V260H257V259H258L261 255H263V253H264V242H262V244H260V245H259L257 248H255ZM159 251H160V250H159ZM157 252H158V251H157ZM159 253H161V251H160ZM172 253H173V252H172ZM172 253H171V254H172ZM156 254L158 255V253H156ZM160 255H162V254H160ZM173 255H174V253H173ZM158 256H159V255H158ZM143 258H144V257H143ZM139 259L142 260L143 262H145V260H146V261H149V260H147V259H145V258L142 259V257H140ZM158 259H159V258H158ZM160 259H161V258H160ZM209 259H210V258H209ZM162 260H163V259H162ZM162 260H161V262L163 263L164 261H162ZM211 260H212V258H211ZM211 262H212V261H211ZM16 263H17V262H16ZM19 263H20V262H19ZM19 263H17V264H19ZM147 263H148V262H147ZM162 263H161V264H162ZM144 264H145V263H144ZM159 264H160V263H159ZM167 264H168V263H167Z\"/></svg>", "mask_w": 264, "mask_h": 264}]
</instances>
